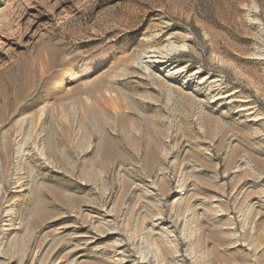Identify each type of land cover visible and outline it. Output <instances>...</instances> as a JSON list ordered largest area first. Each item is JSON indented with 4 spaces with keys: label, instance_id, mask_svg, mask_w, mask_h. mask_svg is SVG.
Masks as SVG:
<instances>
[{
    "label": "rangeland",
    "instance_id": "obj_1",
    "mask_svg": "<svg viewBox=\"0 0 264 264\" xmlns=\"http://www.w3.org/2000/svg\"><path fill=\"white\" fill-rule=\"evenodd\" d=\"M0 264H264V0H0Z\"/></svg>",
    "mask_w": 264,
    "mask_h": 264
},
{
    "label": "bare ground",
    "instance_id": "obj_2",
    "mask_svg": "<svg viewBox=\"0 0 264 264\" xmlns=\"http://www.w3.org/2000/svg\"><path fill=\"white\" fill-rule=\"evenodd\" d=\"M152 52V51H151ZM154 53H155V55H154ZM154 53H152V55H150V54H148L149 56H148V60H150V59H152V60H154L153 62H146V63H154V64H158V65H163V67H161L162 69L161 70H166V69H168L170 66H169V62L167 61V55L165 56V55H163V54H160V53H156V52H154ZM164 53V52H163ZM55 59V58H54ZM62 63V62H61ZM153 67V66H152ZM27 68V63H26V59H21L20 60V62H17V64H16V73L17 74H22L23 73V69H26ZM139 69H141V70H143V71H145V72H148L149 70H150V67L149 66H147V65H145V64H143V62L141 63L140 62V64H139ZM30 76L31 77H33L32 76V74H33V69H31L30 71ZM177 72V71H176ZM175 72V73H176ZM178 73V72H177ZM77 79V78H76ZM23 88H28V87H23ZM69 96V95H68ZM19 99V98H18ZM222 99H224V97L223 96H221V95H216L215 97H214V100H213V102H215V103H217L218 101H220V100H222ZM6 105L8 106V107H5L6 109L7 108H9L10 107V105L8 104V103H6ZM241 110L240 111H243L244 109H242V108H240ZM98 120V119H97ZM94 121V120H93ZM102 141V140H101ZM103 142H104V139H103ZM44 156V154H43V151H41V157H43ZM59 196V195H58Z\"/></svg>",
    "mask_w": 264,
    "mask_h": 264
}]
</instances>
